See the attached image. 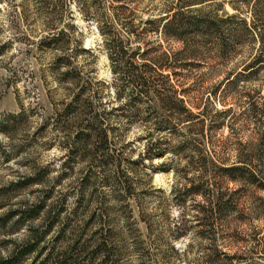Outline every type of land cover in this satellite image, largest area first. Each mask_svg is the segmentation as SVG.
I'll return each instance as SVG.
<instances>
[{
	"label": "rangeland",
	"instance_id": "obj_1",
	"mask_svg": "<svg viewBox=\"0 0 264 264\" xmlns=\"http://www.w3.org/2000/svg\"><path fill=\"white\" fill-rule=\"evenodd\" d=\"M257 2L252 7L250 2L231 5L222 0H0V225L10 211L41 209L14 232L16 216L7 219L6 227L0 228V256L8 255L11 241H22L33 233L41 239L39 246H44L41 258L50 252L58 253L59 258L68 255L69 264H87L88 260L89 264H264V186L246 179L229 180L219 168L236 164L239 158L257 165L264 162V111L254 110L257 103L262 104L259 97H264V68L247 67L258 56L259 41L232 39L219 54L201 28L186 42L150 34L162 50L179 52L176 65L180 67L175 68L179 75L166 73H171L170 82L177 90L186 88L187 107L203 114L179 124V131L168 135L155 130L164 125L155 119L166 120L172 127L176 114L161 106L158 114H152L154 101L150 98L146 113L137 117L131 116L133 109L124 112L128 118L119 116L122 110L114 111L118 115L112 122L118 126L113 134L117 135L120 174L132 182L128 196L116 197L101 181L96 186L89 182L83 187L86 202L81 206L77 195L82 175L87 170L97 172L96 163L89 168L93 155L88 151L81 158L69 159L62 146L70 128L58 114L76 87L58 81L54 52L39 44L50 25L68 23L63 27L73 43L78 37L87 49L75 63L83 71V79L97 81L108 108L123 106L126 100L115 82L99 30V26L108 30L105 21L117 20V29L126 38L134 36L119 28L120 22L132 20L149 27L145 20L187 8L193 17L237 13L236 7L249 22L252 17H264V0ZM218 25L223 30L229 27L228 23ZM140 45L143 49L144 44ZM136 58L137 63L144 61L141 56ZM158 134L163 155L147 159ZM163 165L168 167L166 171L160 170ZM213 175L222 186L220 197L231 205L216 215L211 226L208 197L192 189L203 185L206 178L213 180ZM99 201L107 209L103 227L111 239L118 232L116 254L114 248L113 254L109 249L110 256L104 258H100L101 246L91 240L96 223L82 228ZM50 208H58L60 213L46 231L51 220L45 212ZM86 237L91 242L84 250L81 241ZM135 237L138 244L134 245Z\"/></svg>",
	"mask_w": 264,
	"mask_h": 264
},
{
	"label": "trees",
	"instance_id": "obj_2",
	"mask_svg": "<svg viewBox=\"0 0 264 264\" xmlns=\"http://www.w3.org/2000/svg\"><path fill=\"white\" fill-rule=\"evenodd\" d=\"M222 1L229 2L231 5L234 1H242L246 2V4L250 2L252 7L259 3L257 0ZM220 5L222 6L223 4ZM233 8L237 10V13L229 14L225 12L222 16L214 12L210 15L201 13L192 17L190 8L183 9L187 11L175 10L171 15L145 20L144 23L150 24L149 27L135 25L132 23V20L125 21V23L120 22L119 28L130 33V36H134L126 38H123L119 33L117 20L115 21L112 18L105 21L104 25L108 27V30H103L101 26H99V30L104 37V45L115 82L119 84V91L126 100L123 106H112L110 108H108L109 106L106 102L107 100H104V96L102 97L99 94L100 88L95 85L97 81H93L89 77L83 79V71L75 66L81 52L87 51V49L83 48L80 39L76 37L73 43L71 36L66 33L67 31L63 27L68 23H63L62 27L50 25L51 28L48 29L50 31L39 39L40 47H48L54 52L55 58L53 64L55 68H59L57 72L58 81L70 82L76 87L71 94L67 95L68 101L62 103L63 107L58 114L60 115L59 117L67 121L70 128L68 130V137L63 141L62 146L66 150L69 159L71 156L74 158L79 156L81 158V153L86 151L91 152L93 161L90 157L89 168L92 167V162L96 163L95 167L97 168L94 169L97 172L91 173L87 170L82 175L81 188L77 195L78 205L81 206L86 202L83 187L84 185H88L87 183L89 182L90 184L94 183L96 186L95 182L101 181L102 185L108 187L116 197L126 199V196H128L127 190L132 182L129 181L128 176L122 177L120 174L121 160L119 155L115 154L117 135L114 137L113 134V132L118 130V126L112 122V117L116 118L118 115L114 111L122 110L119 116L128 118V115L124 112H129L133 109L131 116L137 117L142 111L146 113L149 106L146 104V100L150 98L151 102L153 100L156 103V105L154 103L150 105L153 109L152 112H154L152 114L159 113V106L171 112L174 111L173 113L176 114L175 119L177 122L174 124L175 127L167 126V123H164L166 120L155 119L159 120L156 122L164 124L163 126L161 124L157 125L155 130L169 132L168 135L174 134L175 131L178 132L179 124L184 122L188 124L191 119L198 118L203 114V112L200 113L199 111L193 112L187 107L185 100L187 94L186 88L177 90L175 85L170 82L171 73L174 76L180 73L179 70H175V68L180 67L176 65V55L179 52L162 50V46L159 43H153L150 37H148L150 34L161 33L162 38H166L169 35L174 40L186 42L185 40L189 39L192 34H197L198 28H201L200 30H204L208 34L207 36L212 39V50H216V53L219 54L226 51L229 40L232 39L237 42L241 40V43L243 38H247L248 42L256 41L257 43L259 41L260 51L258 56L247 67L253 68L257 66L258 68L260 66L264 68V17L256 19L252 17V20L248 22L246 18L240 16V12H238L236 7ZM196 10L199 11V9ZM258 19L261 20L259 21ZM223 23H228L229 27L223 30L218 25ZM232 24L234 25L232 26ZM237 26L238 29L236 28ZM222 35H226L225 38ZM227 36H229V39ZM131 42H137V45L133 47L131 46ZM141 43L144 44L143 49L141 48ZM140 49H142V52H139ZM154 53L158 55L151 57ZM137 55L141 56L144 61L137 63ZM166 71H171V73L168 75ZM170 91L171 93H169ZM122 96L120 95L118 98ZM259 98H261L262 104L257 103L254 110L261 111L262 113V110L264 111V97ZM257 105L260 106L257 107ZM195 108L198 109V105H195ZM140 120L143 121L142 119ZM201 122L203 123V120ZM172 128L173 130H171ZM160 138L158 137L152 143V146L148 148V155H145V158L152 159L163 155L162 150L164 149L161 148L162 139ZM195 150H198V148ZM236 162V164L219 167L225 172L224 174L227 179L234 181L246 179L250 183L263 184L264 186V162L257 165L242 161L240 158ZM161 168L160 170L162 171L168 169L164 165ZM212 178L214 179L210 180L206 178L203 181V185L192 189L194 193H201L205 197H208L209 206H207L206 212H208L207 218H210L211 226L214 225L217 219L216 215L222 213L227 208V204H230L229 200L223 201L224 199L220 197L223 196V193L220 192L222 188L221 183L217 184L218 181L214 175ZM125 201L129 205V200ZM96 206V209L90 211L86 216L87 218L83 222L82 228L84 230L90 224L96 223L95 235H93L91 240L94 242L93 245L101 246L102 253L100 254V258H104L105 256H110L109 249L113 254L112 249L114 248L116 254L117 244H115L114 238H116L118 232L113 239L110 238L111 235L103 227L106 221L107 209L102 207L101 201ZM34 208L35 206L32 208L24 207L6 213L2 219L0 228L6 227L7 219L16 216V219L13 221L14 224H12L15 226V230L12 232L20 229L26 220L34 219L39 214L41 209ZM39 208H42V205ZM58 208L55 211L53 208H50L45 212L46 219L49 218L51 220L48 222L46 231L53 226L55 221H58L60 213ZM75 224L79 226L78 224L80 223L76 222ZM72 232L75 236L81 238V234L78 231L72 229ZM133 240L134 245L138 244L137 237ZM40 241L41 239L38 236H34L33 233H28L22 241H11V249L8 255L0 256V264H24L25 260L30 257L32 259L29 264H51L52 260L53 264H69L68 258L70 256L68 255L59 258L60 255L58 253L50 252L44 258H41L44 246H39ZM90 242V238L86 237L83 239L81 241L82 248L85 250ZM66 249L69 250L70 248ZM89 263L90 261L88 260L87 264ZM98 264H101V262Z\"/></svg>",
	"mask_w": 264,
	"mask_h": 264
}]
</instances>
